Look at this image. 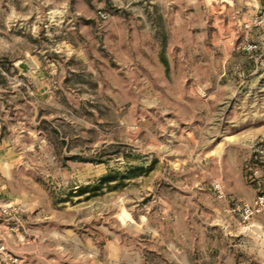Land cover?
<instances>
[{
	"label": "rangeland",
	"instance_id": "obj_1",
	"mask_svg": "<svg viewBox=\"0 0 264 264\" xmlns=\"http://www.w3.org/2000/svg\"><path fill=\"white\" fill-rule=\"evenodd\" d=\"M0 126V264H264V0H0Z\"/></svg>",
	"mask_w": 264,
	"mask_h": 264
},
{
	"label": "crops",
	"instance_id": "obj_2",
	"mask_svg": "<svg viewBox=\"0 0 264 264\" xmlns=\"http://www.w3.org/2000/svg\"><path fill=\"white\" fill-rule=\"evenodd\" d=\"M14 67H18V66L14 65ZM19 70L21 73L24 74V76H27L26 72H29V67L22 65ZM37 73H39L38 75L41 74L40 71H37ZM7 136L5 135L4 132H2L0 128V198H2L3 201H5L6 200L5 198L8 197L7 179L6 176L3 174V171L13 166V164L17 160L16 158L18 154V149L16 145L9 139L7 140Z\"/></svg>",
	"mask_w": 264,
	"mask_h": 264
},
{
	"label": "built area",
	"instance_id": "obj_3",
	"mask_svg": "<svg viewBox=\"0 0 264 264\" xmlns=\"http://www.w3.org/2000/svg\"><path fill=\"white\" fill-rule=\"evenodd\" d=\"M2 202H3V199L0 198V211H2L3 213H5V211H4V205L2 204Z\"/></svg>",
	"mask_w": 264,
	"mask_h": 264
}]
</instances>
